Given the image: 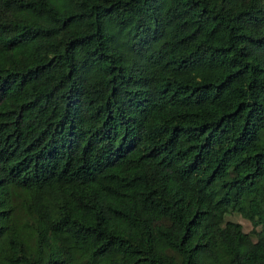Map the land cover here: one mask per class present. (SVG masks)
<instances>
[{"label": "trees", "instance_id": "obj_1", "mask_svg": "<svg viewBox=\"0 0 264 264\" xmlns=\"http://www.w3.org/2000/svg\"><path fill=\"white\" fill-rule=\"evenodd\" d=\"M0 264H264V0H0Z\"/></svg>", "mask_w": 264, "mask_h": 264}, {"label": "rangeland", "instance_id": "obj_2", "mask_svg": "<svg viewBox=\"0 0 264 264\" xmlns=\"http://www.w3.org/2000/svg\"><path fill=\"white\" fill-rule=\"evenodd\" d=\"M231 219L239 222L240 224H242L243 229L246 232H249L252 229V225L249 223V221H247L245 218H243L242 216L238 215V214H233L231 217Z\"/></svg>", "mask_w": 264, "mask_h": 264}]
</instances>
